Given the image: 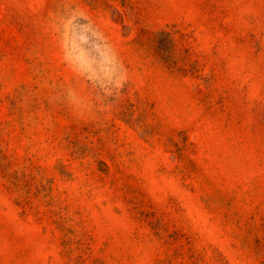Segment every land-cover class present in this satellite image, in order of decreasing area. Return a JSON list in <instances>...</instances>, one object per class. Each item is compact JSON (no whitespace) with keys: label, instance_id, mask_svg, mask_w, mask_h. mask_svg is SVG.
Here are the masks:
<instances>
[{"label":"rangeland","instance_id":"rangeland-1","mask_svg":"<svg viewBox=\"0 0 264 264\" xmlns=\"http://www.w3.org/2000/svg\"><path fill=\"white\" fill-rule=\"evenodd\" d=\"M0 264H264V0H0Z\"/></svg>","mask_w":264,"mask_h":264}]
</instances>
